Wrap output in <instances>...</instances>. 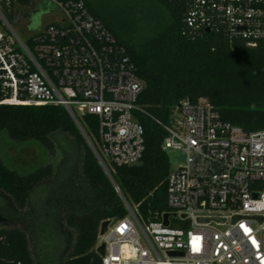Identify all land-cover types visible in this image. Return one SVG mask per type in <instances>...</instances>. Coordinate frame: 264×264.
<instances>
[{
	"label": "built area",
	"instance_id": "built-area-1",
	"mask_svg": "<svg viewBox=\"0 0 264 264\" xmlns=\"http://www.w3.org/2000/svg\"><path fill=\"white\" fill-rule=\"evenodd\" d=\"M185 1L190 29L223 31L251 47L264 40V0ZM40 2L53 5L51 16L24 37L11 19L27 20ZM144 87L125 46L84 0H0V104L64 106L125 204L123 217L100 224L102 264H264V129L224 120L206 99L183 100L163 124L162 148L186 155L167 178L171 210L144 219L123 195L112 173L143 158L135 113ZM85 115L98 117L94 141Z\"/></svg>",
	"mask_w": 264,
	"mask_h": 264
},
{
	"label": "trees",
	"instance_id": "trees-1",
	"mask_svg": "<svg viewBox=\"0 0 264 264\" xmlns=\"http://www.w3.org/2000/svg\"><path fill=\"white\" fill-rule=\"evenodd\" d=\"M84 1L125 46L145 83L135 113L145 129L143 158L116 166L112 174L140 215L154 219L171 210L167 201L171 164L162 148L167 136L163 124L173 122L183 100L206 99L224 120L247 131L264 129V40L251 47L223 31L188 28L182 19L185 0H113L119 18H113L101 0ZM82 121L91 139H97L98 117L85 115ZM3 134L14 142L37 140L51 157L21 172L0 150V191L24 211L18 216L27 222L23 229L0 219V264H102L95 248L100 224L123 217L127 210L67 109L0 104V137ZM58 135L67 142L58 143ZM59 151L62 157L54 164ZM40 191L44 196L36 201L34 195ZM1 209L0 217L9 219ZM64 226L75 232L65 255L71 242Z\"/></svg>",
	"mask_w": 264,
	"mask_h": 264
},
{
	"label": "rangeland",
	"instance_id": "rangeland-1",
	"mask_svg": "<svg viewBox=\"0 0 264 264\" xmlns=\"http://www.w3.org/2000/svg\"><path fill=\"white\" fill-rule=\"evenodd\" d=\"M101 5L111 14L113 18H119L120 15L116 11V3L113 0H101ZM18 7V6H15ZM53 5L51 3L40 2L38 8L34 9L31 12V17L28 20H24L20 16H14L11 20L16 26L18 32L26 37L31 31L36 30L39 26L43 25L49 20L51 16ZM19 10H22V7H18ZM31 9V8H29ZM19 20H23L19 23ZM57 142H67V139L64 135H58L55 137ZM0 150L6 160L12 167L19 169L21 172H29L41 164H45L50 159L49 151L40 144L37 140H28L25 142H14L6 134H3L0 137ZM167 154L169 156L171 169H177L179 166L186 162V155L184 152L176 149H168ZM62 157L61 151L54 157L53 162L57 164ZM40 193V194H39ZM34 195V199L37 201L43 197V192H39ZM32 203H34L32 201ZM4 208V211L9 215V219L6 217H0L3 223L10 227H20L26 229L27 222L19 218V214L24 212L20 210L14 200L5 193L0 191V210ZM15 214V216L13 215ZM1 222V223H2ZM65 230L68 232L71 245L65 249L63 255L70 251L72 242L75 239V232L72 228L64 226ZM31 245L32 241H31ZM65 260V259H64ZM61 264H64L62 261Z\"/></svg>",
	"mask_w": 264,
	"mask_h": 264
},
{
	"label": "water",
	"instance_id": "water-1",
	"mask_svg": "<svg viewBox=\"0 0 264 264\" xmlns=\"http://www.w3.org/2000/svg\"><path fill=\"white\" fill-rule=\"evenodd\" d=\"M116 220H117V218L114 221H116ZM165 224H168V214L165 215Z\"/></svg>",
	"mask_w": 264,
	"mask_h": 264
},
{
	"label": "flooded vegetation",
	"instance_id": "flooded-vegetation-1",
	"mask_svg": "<svg viewBox=\"0 0 264 264\" xmlns=\"http://www.w3.org/2000/svg\"><path fill=\"white\" fill-rule=\"evenodd\" d=\"M30 17H31V13L29 14V16H28L27 20H28Z\"/></svg>",
	"mask_w": 264,
	"mask_h": 264
}]
</instances>
